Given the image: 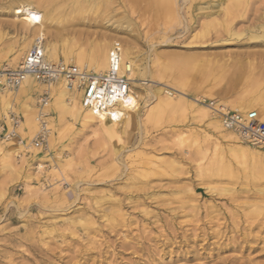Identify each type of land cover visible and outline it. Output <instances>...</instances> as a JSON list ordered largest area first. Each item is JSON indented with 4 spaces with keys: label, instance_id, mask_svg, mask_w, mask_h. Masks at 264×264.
I'll return each instance as SVG.
<instances>
[{
    "label": "rangeland",
    "instance_id": "obj_1",
    "mask_svg": "<svg viewBox=\"0 0 264 264\" xmlns=\"http://www.w3.org/2000/svg\"><path fill=\"white\" fill-rule=\"evenodd\" d=\"M13 3L17 0H0V71L20 63L19 45L29 34L7 12ZM32 3L58 20L50 28L58 44L72 40L89 53L94 42L117 41L141 52L145 84H134L133 89L142 94L144 110L159 94V81L169 91L170 86L183 85L190 92L183 110L164 113L155 121L143 119L124 138L122 152L98 131L95 135V125H82L75 108L64 107L51 87L37 82L31 97L15 100L9 114L24 123L17 129L18 138L0 140V264H264V166L231 155L226 141L217 143L219 134L189 105L191 98L210 90L217 96L212 99L222 102L264 88L258 62L264 39L252 36H264L259 27L264 24V0ZM205 22L210 27L202 37ZM15 51L19 56L12 60ZM162 64L163 79L158 76ZM6 90L18 91L0 87ZM3 107L0 98V124L7 125ZM39 111L50 131L43 148L31 143L40 127ZM27 116L36 118L33 131L26 126ZM200 165L203 180L196 169ZM185 183L190 184L189 195L180 189ZM119 206L122 217L109 221L107 214ZM232 238L239 241L235 250L229 245ZM131 239L137 243L136 252L119 246Z\"/></svg>",
    "mask_w": 264,
    "mask_h": 264
},
{
    "label": "bare ground",
    "instance_id": "obj_2",
    "mask_svg": "<svg viewBox=\"0 0 264 264\" xmlns=\"http://www.w3.org/2000/svg\"><path fill=\"white\" fill-rule=\"evenodd\" d=\"M169 1V0H168ZM169 3V2H168ZM171 3V2H170ZM14 4V3H13ZM172 4V3H171ZM219 4H221V2H218L217 4H214L215 6H218ZM169 5V4H168ZM210 5L204 6V7H199L200 9H204L209 7ZM220 6V5H219ZM7 8V7H6ZM215 8V7H214ZM213 8V9H214ZM172 9V8H171ZM198 9V7H197ZM216 9V8H215ZM7 12L10 13L11 15V19L12 21H14L17 24H20L24 30L28 29V35H24L23 40H21V44L20 46V52L22 50V53L20 54V58L22 59L25 54L27 53L28 49L31 47L33 41L35 38L39 37V38H44V52L46 58L52 62H63L66 64H70V63H74L75 67H78L79 69H86L88 71H92L95 73H102L105 71V69L107 68V61H108V52L111 48H113L114 46H117L121 49V53H122V58L124 61H128L131 65V71L129 74V77L132 81V84H136V85H143L145 84V82L143 81V79H141V69L144 68V66L142 67V63L144 61V58L140 55V53H136V50L129 44H127L125 47H123L120 42L117 41H113L110 43H103V42H94L92 47L90 48V52L89 53H85L84 51L86 50H81L76 48V44L75 41L72 40H65L63 41L61 44L57 43L56 37L54 35V33H52L50 31V28L52 26H55V24H58V20L55 19V17L53 16V14H49V13H41L38 10H36L34 8V5L32 3V0H17V3L11 6H8L7 8ZM67 21V20H66ZM110 20H108L107 23H113V22H109ZM127 22V21H126ZM114 24V23H113ZM118 26V25H117ZM129 26V25H128ZM126 26H123V28ZM210 25L205 22L202 23V29H200V35L202 37L206 36L208 34V29H209ZM259 27L264 28V24H261ZM22 29V30H23ZM129 29V28H128ZM52 30V29H51ZM57 31V30H56ZM36 34L32 40L30 38L31 35ZM253 37H257V38H263L264 36L259 34V33H254L252 35ZM201 37V38H202ZM198 38V37H197ZM261 45H264V40H262V42H260ZM29 46V47H28ZM28 47V49H27ZM81 47V46H80ZM13 58L12 60H15L17 58V56H19V54L15 53L13 54ZM254 55V54H253ZM252 55V56H253ZM259 58L261 59L258 62H262V68H263V72H264V51L263 52H259L258 53ZM256 56V55H254ZM257 57V56H256ZM253 59V57H252ZM252 61V60H251ZM254 61V60H253ZM255 62V61H254ZM161 63V62H160ZM160 63H156L155 65H158L161 69V66L159 65ZM253 63V62H252ZM251 64V63H250ZM254 65H252L253 67ZM163 67V64H162ZM167 67V65H166ZM250 67V66H249ZM248 67V68H249ZM164 68L165 65L163 67V70H161V73L158 75L160 76L161 79L164 78ZM155 69V67H154ZM180 69V68H179ZM148 70V69H147ZM159 70V68H158ZM166 70V69H165ZM250 70V69H249ZM253 70V69H252ZM251 70V71H252ZM180 71V70H179ZM250 71V72H251ZM156 72V71H155ZM160 72V71H159ZM181 72V71H180ZM183 73V72H182ZM262 73V72H261ZM245 76V75H244ZM264 77V74L262 75ZM153 81V80H152ZM36 81H34L32 78L28 77L26 78L22 84L17 88L18 91L13 94L12 92H7L8 90L1 92L0 91V98L4 100V107H3V113H4V117L7 120L8 125L9 124V112L12 110L13 107V102L17 99H19L20 97H26L29 98L32 95V91L34 90V88L36 87ZM148 83V82H147ZM159 84H161L159 87L162 86L161 89H158L159 94L158 95H154L155 100H153V102H148L144 105L145 110L143 109V107L140 106V99L142 97V94L140 92H135V90L133 89L132 94L130 96V106L127 107L124 110V113L122 115V117L119 120L116 121H111L106 119L103 115H99L96 116L92 113V111H90L89 109H86L83 105L82 102V93L78 90H70L67 89L65 87V85L61 82V81H56L54 83H51L49 85H46L48 88L51 87L52 90V96H55L56 99L60 100V102L64 105V107H70V105H72L73 109L75 110L74 112L76 113V116L81 120L82 125L84 126H92L95 125L96 126V130L95 135L97 134H101L100 136L105 140V141H110L112 144L115 143L114 146H116V151H120L122 152L123 146H122V142L124 141V138L128 137L135 129L139 128L141 126V121L143 119H146V121H151L154 120V118L158 117L159 115H164V113H169V112H173V111H177L180 108H182L183 110V105H184V99H186V97L188 96L190 91H187L185 88L182 86H170V89H172L173 91H169L167 88V84H163L162 82H158ZM152 84V83H151ZM154 84V83H153ZM156 84V83H155ZM149 85V84H148ZM158 86V85H157ZM142 87V86H141ZM139 87V88H141ZM148 87V86H147ZM169 87V86H168ZM224 88V87H223ZM261 88V87H260ZM3 89H7V88H3ZM143 91H145V86L142 88ZM149 89V88H148ZM140 90V89H139ZM138 90V91H139ZM189 90V89H188ZM147 91V89H146ZM255 91V90H254ZM150 93V92H149ZM146 95V94H145ZM150 96V95H149ZM151 97V96H150ZM192 97V96H191ZM215 98L217 97L215 94V91H211L210 92H205L203 94H199L193 98L190 99V109H194L196 111V114L198 115L199 119H202L203 122L206 121L208 127L211 126V128L217 132L219 134L218 138L220 140H218L217 143L221 144L223 141L222 138L224 139V141H226V147L229 151V153L231 155H234L239 158H243V159H249L251 161L263 164L264 166V154H262L261 151L259 150H255L250 148V146L244 145L243 142L239 141V139L237 138L236 134L227 130H224L222 125L220 124L218 117L213 116V114H211L210 112V108L206 105H203L201 103H199L198 99H203V98ZM221 97V96H220ZM234 97V96H233ZM238 99H236L235 101H231L228 99L226 100L225 98H223L222 103L234 110L237 111H249V110H255L259 116V118L261 120H264V88L260 91H257L255 93H248V94H244L241 95V97H237ZM148 99V98H147ZM153 99V98H152ZM151 99V100H152ZM186 101V100H185ZM226 102V103H225ZM229 104V105H228ZM186 106V105H185ZM184 106V107H185ZM27 107V106H26ZM189 108V106H188ZM142 109L144 110V117L142 118ZM27 110V109H26ZM181 110V109H180ZM191 111V110H190ZM72 112V111H71ZM192 113V112H191ZM194 113V112H193ZM195 114V113H194ZM175 115V114H174ZM26 116V115H25ZM179 116V115H178ZM37 118V117H36ZM35 118V119H36ZM75 118V116H74ZM193 118V117H192ZM35 119H33L31 116H27L26 117V126L29 127V129L31 131L36 129V124H35ZM147 121V122H148ZM155 121V120H154ZM153 122V121H152ZM21 123H24V121L20 122L18 125V129L20 128ZM149 125V123H147ZM47 125V124H46ZM41 126V125H40ZM48 127V126H47ZM173 127V126H172ZM205 127V126H204ZM27 128V127H26ZM40 129V127H39ZM38 129V130H39ZM95 129V128H94ZM99 132L96 134V132ZM138 131V130H137ZM50 132V131H49ZM140 132V131H139ZM29 133V132H28ZM194 134V133H193ZM214 134V133H213ZM99 136V135H98ZM208 137V136H207ZM188 138V137H187ZM217 138V139H218ZM101 139V138H100ZM191 140V139H190ZM209 140V139H208ZM183 141V140H182ZM217 141V140H216ZM103 142V140H102ZM109 142V144H110ZM205 142V141H204ZM2 142L0 141V144ZM208 143V142H207ZM210 143V142H209ZM224 143V144H225ZM106 143L104 142V145ZM108 144V143H107ZM124 144V143H123ZM31 145V144H30ZM34 145V144H33ZM103 145V144H102ZM203 145V144H202ZM214 145V144H213ZM217 145V144H216ZM28 146V145H27ZM111 147V145H109ZM113 146V145H112ZM125 146V145H124ZM218 146V145H217ZM48 147V146H47ZM126 147V146H125ZM214 148V146H213ZM40 149V148H39ZM215 149V148H214ZM213 149V150H214ZM31 150V149H30ZM217 150V148H216ZM37 151V150H36ZM112 151H115V149L113 150L112 147ZM227 151V152H228ZM15 152V148H12L9 150V153L12 154ZM40 152V151H39ZM34 153V152H33ZM113 154V153H112ZM115 154V152H114ZM121 154V153H120ZM117 155V154H116ZM114 156V155H113ZM203 156V154H202ZM118 157V156H117ZM116 158V156H115ZM237 158V159H239ZM202 159V158H201ZM7 160V159H6ZM241 160V159H239ZM112 161L114 160V157L112 159ZM121 161V160H120ZM237 161V160H236ZM243 161V160H242ZM8 162V161H7ZM153 162V161H152ZM199 162V161H198ZM246 161H244L245 163ZM9 163V162H8ZM117 163V162H116ZM239 163V162H237ZM153 164V163H152ZM247 164V163H246ZM117 165H121L118 164ZM244 165V164H243ZM199 167V168H198ZM196 167V169L199 172V177L201 180H203L204 178V172H203V166H198ZM195 169V170H196ZM131 172V171H130ZM246 172H248L246 170ZM262 172V170H261ZM134 173V171H133ZM212 173V172H211ZM264 173V172H263ZM128 176V175H127ZM133 176V175H132ZM134 177V176H133ZM143 177V176H142ZM198 177V178H199ZM197 178V177H196ZM141 182V181H140ZM144 183V182H143ZM147 183V182H146ZM206 183V182H205ZM148 184V183H147ZM186 184V183H185ZM217 184V183H216ZM201 185V183H200ZM263 188V187H262ZM183 191V194H187L189 195L191 193V187L190 184L189 185H184L183 187L181 186L180 188ZM193 190V189H192ZM261 190V189H260ZM105 191V190H104ZM194 191V190H193ZM192 191V193H193ZM264 191V190H263ZM264 193V192H263ZM194 194V193H193ZM127 195H125V197H127ZM131 198V197H129ZM57 201V200H56ZM51 203V202H50ZM111 203V202H110ZM142 203V202H141ZM112 204V203H111ZM115 204V203H114ZM118 204V203H117ZM105 205V204H103ZM116 205V204H115ZM119 205V204H118ZM117 205V206H118ZM101 206V205H100ZM121 207H123L122 205H120ZM119 207L116 208H112L111 212L109 214H107L109 221L111 220H116L118 217H122V214L119 212ZM196 207V206H195ZM91 208V206H90ZM95 208V207H94ZM90 210V209H89ZM95 210V209H94ZM97 210V209H96ZM200 210V209H199ZM205 211V210H204ZM98 212V211H95ZM144 213L148 214L147 210L143 211ZM192 213V211H190ZM86 213V212H85ZM84 213V214H85ZM101 213V212H100ZM103 214V213H102ZM85 216V215H84ZM192 216V215H191ZM197 216V215H196ZM195 216V217H196ZM93 217V216H92ZM205 217V216H204ZM218 218V217H217ZM86 219V218H85ZM84 219V221H85ZM198 218L196 217V220ZM216 219V218H215ZM88 220V219H87ZM107 220V218H106ZM206 220V219H205ZM89 221V220H88ZM76 222V221H75ZM96 222V221H95ZM197 222V221H196ZM210 222V221H209ZM208 222V223H209ZM215 222V221H214ZM87 223V221H86ZM221 223V222H219ZM79 224V223H78ZM81 224V223H80ZM172 224V223H171ZM202 224V223H201ZM225 224V223H224ZM83 225V224H82ZM85 225V224H84ZM88 225V224H87ZM98 225V224H97ZM174 225V224H173ZM197 225V224H196ZM76 226V225H75ZM85 227V226H84ZM115 225L112 224V228H114ZM122 227V226H121ZM175 227V226H174ZM83 228V227H82ZM81 228V229H82ZM111 228V229H112ZM201 228V227H200ZM199 228V229H200ZM67 229H69L67 227ZM86 229V228H85ZM219 229V228H218ZM72 230V229H70ZM88 230V229H87ZM97 230V229H96ZM100 230V228H99ZM113 230V229H112ZM164 230V229H163ZM202 230V229H201ZM200 230V231H201ZM222 230V229H221ZM88 231H91L90 229ZM203 231V230H202ZM194 232V231H193ZM73 233V232H72ZM77 232H75L76 234ZM90 233V232H88ZM87 233V234H88ZM166 233V232H164ZM198 233V232H197ZM202 233V232H201ZM212 233V232H211ZM209 233V234H211ZM248 233V232H247ZM74 234V233H73ZM79 234V233H78ZM84 234V233H83ZM86 234V233H85ZM125 234V233H124ZM175 234V233H174ZM213 234V233H212ZM162 235V234H161ZM220 235V234H219ZM79 236V235H78ZM127 236V235H126ZM143 236V235H142ZM177 236V235H176ZM209 236V235H208ZM212 236V235H211ZM182 237V236H181ZM185 237V236H184ZM205 237V236H204ZM215 237V236H213ZM165 238V235H164ZM186 238V237H185ZM194 238V237H193ZM203 238V237H202ZM88 239V238H87ZM128 239V237L126 238ZM184 239V238H183ZM92 240V239H91ZM96 240V239H95ZM170 240V239H169ZM182 240V238H181ZM185 240V239H184ZM188 240V239H187ZM246 240V239H244ZM105 241V240H103ZM168 241V240H167ZM229 245L233 246V249L236 248L238 246V242L237 240H233V238L231 240H229ZM89 242V241H88ZM92 242V241H91ZM97 242V241H96ZM95 242V244H96ZM100 242V241H99ZM244 242V241H243ZM246 242V241H245ZM93 243H94V239H93ZM168 243V242H167ZM186 243V242H185ZM227 243V242H226ZM91 244V243H89ZM136 242H133V239H131L130 241H122L120 243V247L125 249V248H132V249H136ZM166 243H164L163 245H165ZM187 244V243H186ZM100 245V244H98ZM97 246V245H95ZM189 246V245H188ZM219 246V245H218ZM94 247V246H93ZM91 247V248H93ZM98 247V246H97ZM235 250V249H234ZM137 250H135L136 252ZM227 260V259H226ZM232 260V259H229ZM79 262V261H76ZM233 264V260L230 261ZM111 263V262H110ZM224 264V263H223ZM226 264V263H225ZM237 264V263H236ZM239 264V263H238ZM241 264H245V263H241Z\"/></svg>",
    "mask_w": 264,
    "mask_h": 264
},
{
    "label": "built area",
    "instance_id": "obj_3",
    "mask_svg": "<svg viewBox=\"0 0 264 264\" xmlns=\"http://www.w3.org/2000/svg\"><path fill=\"white\" fill-rule=\"evenodd\" d=\"M107 64L104 72L95 73L61 61L52 62L46 58L44 38L37 37L16 67L0 71V87L17 89L28 77L43 85L61 81L67 89L82 93L84 107L94 115H103L108 120L116 121L131 105L133 84L129 74L132 65L123 60L121 49L117 46L109 50ZM45 99L41 97L40 102ZM198 100L210 108L213 116L218 117L224 130L235 133L244 144L264 151V120L259 118L255 110L237 111L212 98ZM44 116L40 111L37 113L41 126L31 141L41 148L45 147L49 133ZM20 122L19 117L10 113V125L0 124V140L18 138L17 129ZM20 142L18 140V143Z\"/></svg>",
    "mask_w": 264,
    "mask_h": 264
}]
</instances>
